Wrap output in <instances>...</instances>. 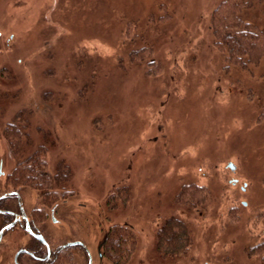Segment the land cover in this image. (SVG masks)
<instances>
[{
    "label": "rangeland",
    "instance_id": "374dc122",
    "mask_svg": "<svg viewBox=\"0 0 264 264\" xmlns=\"http://www.w3.org/2000/svg\"><path fill=\"white\" fill-rule=\"evenodd\" d=\"M222 1L0 0L2 171L3 128H26L45 170L69 169L61 228L88 250L111 212L126 264H264V58L214 47ZM239 16L264 33V0ZM173 220L183 247L158 251Z\"/></svg>",
    "mask_w": 264,
    "mask_h": 264
},
{
    "label": "flooded vegetation",
    "instance_id": "af4514ba",
    "mask_svg": "<svg viewBox=\"0 0 264 264\" xmlns=\"http://www.w3.org/2000/svg\"><path fill=\"white\" fill-rule=\"evenodd\" d=\"M20 131L15 126L3 128V135L7 132L18 134V143L14 140H11V144L7 142V154L14 162L11 171H2L4 162L0 159V264H79L80 253L84 257V264H126L125 227L111 222V212L104 218L107 231L102 241L95 251L88 250L78 240L73 227L61 228L58 202H66L67 199L62 196L58 176L52 172L49 176L39 177L16 173V167L29 165L32 157L39 155L37 151L31 154L24 149L28 143H22L21 136L27 133L26 128L24 133ZM45 146L40 144L36 147L41 151ZM110 203L107 205L108 211L115 205L111 206ZM159 236L163 239L162 231L154 238L157 245L162 243ZM141 262L144 261L141 260L139 264Z\"/></svg>",
    "mask_w": 264,
    "mask_h": 264
},
{
    "label": "trees",
    "instance_id": "16d2710c",
    "mask_svg": "<svg viewBox=\"0 0 264 264\" xmlns=\"http://www.w3.org/2000/svg\"><path fill=\"white\" fill-rule=\"evenodd\" d=\"M261 0H223L212 12L209 20V28L214 47L221 53L226 54L227 59L232 64L244 66L245 63H256L264 58V33L242 20L239 13L242 9L249 7L254 2ZM6 140L18 143V134L12 132L6 133ZM39 155L32 157L29 165H20L16 167V173L20 175H50V172L44 169ZM69 169L62 167L55 173L59 182L67 180ZM36 181V179H34ZM169 232H167L161 244L157 245V250L161 245H166L165 249L169 252H177L181 249L180 234H183V227L174 220L169 223ZM179 230V231H177ZM170 249H172L170 251ZM160 251V250H158Z\"/></svg>",
    "mask_w": 264,
    "mask_h": 264
},
{
    "label": "water",
    "instance_id": "95a60500",
    "mask_svg": "<svg viewBox=\"0 0 264 264\" xmlns=\"http://www.w3.org/2000/svg\"><path fill=\"white\" fill-rule=\"evenodd\" d=\"M227 167H228L230 170H232V171L235 170V166H234L232 163H228V164H227Z\"/></svg>",
    "mask_w": 264,
    "mask_h": 264
}]
</instances>
